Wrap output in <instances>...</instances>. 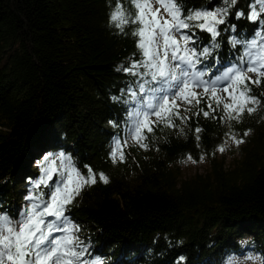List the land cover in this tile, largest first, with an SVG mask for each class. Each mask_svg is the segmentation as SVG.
Listing matches in <instances>:
<instances>
[{
    "label": "trees",
    "instance_id": "trees-1",
    "mask_svg": "<svg viewBox=\"0 0 264 264\" xmlns=\"http://www.w3.org/2000/svg\"><path fill=\"white\" fill-rule=\"evenodd\" d=\"M181 3L185 9L211 8L221 0ZM249 3L239 0L233 12L247 14ZM108 5L109 0H0V202L11 209L24 205L26 177L38 173L34 162L28 165L37 153L36 132L46 129L52 140L43 148L71 153L82 170L89 164L110 177L108 185L86 188L70 211L81 238L91 233V252L106 264H176L180 255L185 264H222L226 254H240L239 240L247 235L254 251L264 254V127L257 120L234 126L259 136L231 174L219 166L210 177L182 181L176 172L189 154L196 161L202 154L216 160L229 129L202 114L189 121L186 136L157 130L151 150L131 145L128 163L109 159L117 129L108 121L124 119V108L110 97L128 79L115 67L139 54L131 35L109 27ZM230 23L237 34L251 36L258 28L246 18ZM199 39L207 43L209 37L200 33ZM221 58L229 59L226 43ZM261 92L264 84L253 86L254 95ZM201 107L206 109L203 102Z\"/></svg>",
    "mask_w": 264,
    "mask_h": 264
},
{
    "label": "snow or ice",
    "instance_id": "snow-or-ice-1",
    "mask_svg": "<svg viewBox=\"0 0 264 264\" xmlns=\"http://www.w3.org/2000/svg\"><path fill=\"white\" fill-rule=\"evenodd\" d=\"M129 2L130 7L125 0L114 4L109 0L108 5L109 27L118 35H131L139 54L115 67L128 79L119 95L110 97L124 108L122 121H108L117 129L108 153L113 165L128 163L129 142L147 152L158 139L157 130L171 129L186 136V128L192 131L189 121L193 117L198 120L201 114L205 119H218L229 129L215 151L223 154L229 150V140L237 148L245 143L252 130L238 136L234 124L264 108V92L253 94V86L264 84V0H250L247 14L233 12L239 0L192 9H185L181 0ZM231 18H246L258 28L251 36L237 34ZM200 33L208 35L207 43L199 39ZM225 35L226 42L221 39ZM225 43L229 49L226 63L221 58ZM250 74H255V79ZM201 132L195 127L197 147ZM51 140V131L37 130V153L28 165L35 163L38 176L26 177L29 187L24 205L11 209L0 202V264H106V258L93 255L88 240L81 238V226L73 221L70 211L83 190L98 183L108 185L110 177L89 164L82 170L71 153L42 147ZM204 158L202 154L200 162ZM187 160L197 162L191 154ZM246 247L247 242L242 241L241 249ZM240 255L243 261L226 254L222 264H264V254L241 251ZM185 262L183 255L176 259V264Z\"/></svg>",
    "mask_w": 264,
    "mask_h": 264
},
{
    "label": "rangeland",
    "instance_id": "rangeland-1",
    "mask_svg": "<svg viewBox=\"0 0 264 264\" xmlns=\"http://www.w3.org/2000/svg\"><path fill=\"white\" fill-rule=\"evenodd\" d=\"M252 75L255 77V74ZM181 107L183 108L185 107V105L182 104ZM247 120H257L258 124L263 128L264 108L260 109L257 113L253 114L252 116L245 115L243 122L237 125H241ZM247 129L248 127L246 126L245 130ZM234 130L236 131L238 136L239 134L243 133V131H237L235 127ZM254 135L255 137L259 136V133L257 134L256 132L255 133L250 132V134L245 138V143L241 144L238 148L235 146V144L232 141L229 140V145L231 146L230 149L223 154L217 151L216 160L205 157L203 162H200L199 160L196 163H192V161H189L187 160V158H185L182 161L178 162L177 165L175 166V169L177 174L180 176V180L185 181L195 176L210 177L214 173V168L216 167L219 168V166L220 167L222 166V170L223 172H225V174H231L234 170H237L240 168V166H242L243 161L247 157L248 154L247 151L248 150L250 151L254 148L253 146V143L255 142L254 139L255 137H253ZM193 160L195 159L193 158ZM251 238H252L251 235H247L239 240L240 244L242 241L247 242V247L242 249L241 251H244L245 253L252 252L255 255H259L257 252L254 251V246L251 244ZM235 256L241 261L244 260V256L240 254ZM245 264H253V262L246 261ZM256 264H259V261H257Z\"/></svg>",
    "mask_w": 264,
    "mask_h": 264
}]
</instances>
